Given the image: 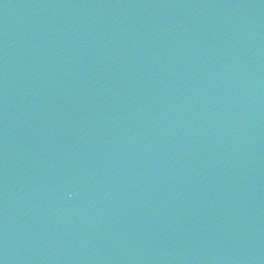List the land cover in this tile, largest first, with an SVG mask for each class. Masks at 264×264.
Segmentation results:
<instances>
[{
  "label": "water",
  "instance_id": "1",
  "mask_svg": "<svg viewBox=\"0 0 264 264\" xmlns=\"http://www.w3.org/2000/svg\"><path fill=\"white\" fill-rule=\"evenodd\" d=\"M0 264H264V0H0Z\"/></svg>",
  "mask_w": 264,
  "mask_h": 264
}]
</instances>
